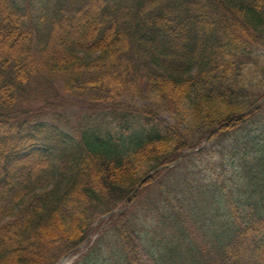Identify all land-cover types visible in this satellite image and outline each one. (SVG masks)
Here are the masks:
<instances>
[{
	"label": "trees",
	"instance_id": "1",
	"mask_svg": "<svg viewBox=\"0 0 264 264\" xmlns=\"http://www.w3.org/2000/svg\"><path fill=\"white\" fill-rule=\"evenodd\" d=\"M263 135L264 0H0V264H264Z\"/></svg>",
	"mask_w": 264,
	"mask_h": 264
},
{
	"label": "rangeland",
	"instance_id": "2",
	"mask_svg": "<svg viewBox=\"0 0 264 264\" xmlns=\"http://www.w3.org/2000/svg\"><path fill=\"white\" fill-rule=\"evenodd\" d=\"M44 93L45 94H49V95H54L58 99H60L61 102L66 104L65 106H66V109H68V111L75 112V111H82L84 109V105H83V103L80 100H76L77 102H73V101L69 102V101L65 100V99L69 98L70 95L63 91V89L60 87L59 83H55L53 85H50V87L47 88ZM63 96L65 97V99H63ZM34 102L36 103L37 101H34ZM141 102H143V101H141ZM159 118L161 120H163L164 122L165 121L170 122L171 119H172L171 115L168 114V113L159 114ZM263 138H264V135H263ZM1 179L2 178L0 177V181H1ZM111 211L114 212V213H119L121 211V209L117 208V209H114V210H111ZM111 211H109V213H106V214H104L103 216L100 217V218H102L100 224H99V221L94 222V224H93V226H95L94 229H93V227L90 228V230H89L84 242L80 245V247L78 249H80V250L82 249V251H85L90 246H94V244L96 242V239H97V237H98V235L100 233L102 221L104 222V221L107 220L108 216L111 215V213H110ZM74 251L75 250H72L69 253H73ZM82 251L79 252V253H76V254H67V255H65L60 261H58L57 264H72L76 259H78V258H80L82 256ZM111 251H112V248L107 249L106 251H104V252H106L108 254V257L110 259V261H109V259H107V257H106V264H111V262L113 264L114 254ZM141 252H142L141 256L143 257V259L148 262L150 260L149 255L143 254V252L146 253L147 250L142 249ZM112 258H113V260H112ZM150 262L155 264V260L154 259H151Z\"/></svg>",
	"mask_w": 264,
	"mask_h": 264
},
{
	"label": "water",
	"instance_id": "3",
	"mask_svg": "<svg viewBox=\"0 0 264 264\" xmlns=\"http://www.w3.org/2000/svg\"><path fill=\"white\" fill-rule=\"evenodd\" d=\"M139 185H140V183H139Z\"/></svg>",
	"mask_w": 264,
	"mask_h": 264
}]
</instances>
